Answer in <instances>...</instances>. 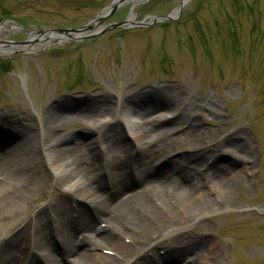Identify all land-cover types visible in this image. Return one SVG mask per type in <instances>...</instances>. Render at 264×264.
I'll return each instance as SVG.
<instances>
[{
    "label": "rangeland",
    "instance_id": "1",
    "mask_svg": "<svg viewBox=\"0 0 264 264\" xmlns=\"http://www.w3.org/2000/svg\"><path fill=\"white\" fill-rule=\"evenodd\" d=\"M113 1L0 0V115L21 120L19 124H29L36 132L51 106L58 108L65 102L68 110L64 113L73 115L81 103L100 102L116 97L115 93L135 96L163 85L173 89L163 97L165 101L172 98L177 105L184 97L182 107L188 103L184 119L195 121L206 139L244 128L256 165L235 186L236 202L180 226L179 231L192 232L193 238L215 245L204 259L206 264H264V0H190L179 18L172 14L182 0H137L110 17L99 18ZM132 9L136 18L128 23ZM167 16L174 19L162 18ZM94 22L97 27L89 28ZM120 23L125 27L112 28ZM83 28L75 33H53L55 37L27 48L32 35L42 37L37 33ZM35 67L42 86L34 81ZM166 112L145 118L170 117ZM132 113L124 108L115 117L122 127V157L132 156L135 146L127 136L125 121L118 118ZM110 114L99 120L108 121ZM218 121L224 126L218 127ZM67 133L85 146L89 162L98 158L97 146L91 142L94 130L75 126ZM14 145L9 143L4 150ZM185 149L191 150L189 146ZM174 150L178 156L187 154L181 145ZM220 158L221 166L233 159L226 154ZM241 165L236 163V169ZM97 178L102 181L101 176ZM44 190L37 203L40 208L54 197L50 185ZM68 203L75 207L73 201ZM50 225H54L52 220ZM77 234L81 239L83 232ZM165 238L159 236L154 242L160 244ZM159 247L156 253L129 257L127 264L159 263L165 258Z\"/></svg>",
    "mask_w": 264,
    "mask_h": 264
},
{
    "label": "bare ground",
    "instance_id": "2",
    "mask_svg": "<svg viewBox=\"0 0 264 264\" xmlns=\"http://www.w3.org/2000/svg\"><path fill=\"white\" fill-rule=\"evenodd\" d=\"M135 18L132 9L127 22ZM96 27L94 22L91 28ZM53 37L32 35L27 48ZM33 73L42 86L37 67ZM172 91L160 85L130 97L115 93L100 102L79 104L73 115L64 113L63 102L48 108L36 132L29 124H19L21 120L0 115V264H127L129 257L156 253L158 246L165 258L157 264H206L215 245L179 227L235 203L234 188L253 171L256 157L242 127L206 139L195 121L184 119L188 103L182 107L183 96L177 105L172 98L163 99ZM124 108L133 113L118 119L125 121L135 152L122 157V127L115 117ZM163 110L171 116L145 118ZM107 112L110 119L101 122ZM216 124L224 126L223 121ZM75 126L94 130L96 160L89 162L85 146L67 133ZM14 142L12 150H4ZM178 145L191 150L178 156ZM221 154L233 159L221 166ZM236 163L242 164L240 170ZM49 185L54 197L40 208L37 203ZM72 201L74 208L69 207ZM159 236L167 239L154 242Z\"/></svg>",
    "mask_w": 264,
    "mask_h": 264
},
{
    "label": "water",
    "instance_id": "3",
    "mask_svg": "<svg viewBox=\"0 0 264 264\" xmlns=\"http://www.w3.org/2000/svg\"><path fill=\"white\" fill-rule=\"evenodd\" d=\"M132 0H114L107 8H105L102 12V14H104L103 17H110L112 15L115 14V12L124 4L126 3H129L131 2ZM190 0H182V2L180 3V5L177 7V9H175V11L173 12V16L174 18H179L181 16V12H182V9L184 8V6L189 2ZM101 15V14H100ZM163 19L165 20H173L174 18H172L171 16H167V17H162ZM155 20H157L156 18H153ZM92 25V24H91ZM92 26H89V28H91ZM125 27V24L124 23H120V24H117V25H114L112 26L113 29H116V28H123ZM86 30V28H83V29H79V30H59V31H52V32H40V33H37L39 35H42V36H46L48 34H53V33H57V34H67L68 32H80V31H84Z\"/></svg>",
    "mask_w": 264,
    "mask_h": 264
}]
</instances>
